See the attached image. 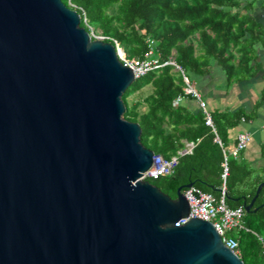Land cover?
Masks as SVG:
<instances>
[{"label": "water", "instance_id": "water-1", "mask_svg": "<svg viewBox=\"0 0 264 264\" xmlns=\"http://www.w3.org/2000/svg\"><path fill=\"white\" fill-rule=\"evenodd\" d=\"M120 54L62 0H0V264H243L210 221L180 222L191 183L143 179Z\"/></svg>", "mask_w": 264, "mask_h": 264}, {"label": "trees", "instance_id": "trees-1", "mask_svg": "<svg viewBox=\"0 0 264 264\" xmlns=\"http://www.w3.org/2000/svg\"><path fill=\"white\" fill-rule=\"evenodd\" d=\"M62 2L79 13L80 26L104 36L103 41L118 44L127 60L143 59L151 50L149 57L159 64L134 78L121 96L123 118L139 124L146 148L164 158L175 155L178 159L170 174L145 180L171 198L176 197L178 187L188 183L218 197L228 130L248 116L242 111L208 112L212 121L209 126L201 106L192 113L180 102L175 105L174 99H196L184 91L182 75L193 83L212 62L227 82L251 74L255 46L262 40V28L254 19L253 9L259 2L264 10V0ZM146 86L150 90L144 94ZM185 143L192 144L189 152H182ZM261 182L264 176L254 177V170L239 156L228 157L224 201L229 208L243 207L242 227L228 235L237 240L236 254L243 264H264V185L252 206L245 209Z\"/></svg>", "mask_w": 264, "mask_h": 264}, {"label": "crops", "instance_id": "crops-1", "mask_svg": "<svg viewBox=\"0 0 264 264\" xmlns=\"http://www.w3.org/2000/svg\"><path fill=\"white\" fill-rule=\"evenodd\" d=\"M253 16L262 28V40L255 46L251 74L227 82L216 62H212L207 72L191 84L207 112L242 111L248 116L228 130L226 149H232L239 133H247L250 140L240 152L239 160L254 170V177H259L264 176V10L259 2L255 3ZM180 103L192 113L200 108L197 98H182ZM191 147V143H185L183 151H189Z\"/></svg>", "mask_w": 264, "mask_h": 264}, {"label": "built area", "instance_id": "built-area-1", "mask_svg": "<svg viewBox=\"0 0 264 264\" xmlns=\"http://www.w3.org/2000/svg\"><path fill=\"white\" fill-rule=\"evenodd\" d=\"M70 3V2H69ZM89 34L92 38L103 40L104 36L95 34L91 30ZM116 48L119 50L120 46L115 44ZM151 50L148 51L143 59H130L127 60L122 54L119 55L120 60L125 66H128L134 75V78L143 75L151 68L159 66L156 59L150 58ZM174 64L173 62H165ZM180 69L178 66H175ZM185 84L184 91L190 95L197 98L199 105L203 108L206 113V124L212 126L211 118L208 112L204 108V102L200 99L194 86L187 80V78L182 75ZM180 97L174 99V104L177 105L180 102ZM215 140L220 144V140L215 137ZM250 137L247 133L241 132L237 135L235 143L232 149L227 150L222 149L223 160H222V173L221 180L222 184L220 187V195L215 197L211 193L203 192L196 187L190 186L185 188L182 193L188 203L189 211L185 218L180 220L181 223L185 222L190 218H198L204 221H210L216 230V232L221 237L223 244L236 253L237 240L228 235V232L236 229L237 227H242L241 217L243 215V207L238 206L235 208H229L224 201L225 195V178L227 175V159L228 157H238L240 152L247 146ZM190 151V150H189ZM184 150L182 152H189ZM177 156H171L169 158H164L161 155L153 154L151 166L143 172V179L151 178L158 179L159 177L168 175L172 172L173 168L177 164Z\"/></svg>", "mask_w": 264, "mask_h": 264}, {"label": "rangeland", "instance_id": "rangeland-1", "mask_svg": "<svg viewBox=\"0 0 264 264\" xmlns=\"http://www.w3.org/2000/svg\"><path fill=\"white\" fill-rule=\"evenodd\" d=\"M123 56V55H122ZM147 90H150V86H146L144 89H143V91H144V93L146 92ZM133 95H131L130 97H129V99L132 97Z\"/></svg>", "mask_w": 264, "mask_h": 264}]
</instances>
